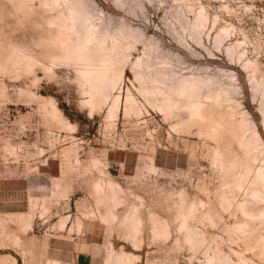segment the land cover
<instances>
[{"label": "rangeland", "instance_id": "rangeland-1", "mask_svg": "<svg viewBox=\"0 0 264 264\" xmlns=\"http://www.w3.org/2000/svg\"><path fill=\"white\" fill-rule=\"evenodd\" d=\"M94 1L111 26L125 23L142 32L165 52L161 55L176 61L173 66L214 73L227 82L234 76L238 110L247 111L264 142V0H140L141 7L123 0L120 10L114 0ZM200 6L209 21L196 43L181 24L183 18L191 23ZM42 11L39 0H0V264H75L71 247L87 240L98 247L97 264H104L111 247L138 255L136 264H207L209 258L264 264L255 242L257 235L264 237V222H254L251 234L234 230L243 220L237 202L253 174L243 176L242 149L222 125L232 119L223 109L227 104L218 108L225 122L212 130L208 121L191 123L185 110L177 112L180 117L162 111L128 68L142 56V43L130 50L123 78L106 101L91 100L74 68L47 61L51 14ZM176 14L186 17L179 22ZM222 26L230 33L218 45L214 37ZM236 41H243L237 51L245 49L240 60L226 53ZM247 58L258 66L252 77L243 64ZM126 93L138 113L124 111ZM118 95V111L110 115ZM210 130L216 131L210 135ZM227 156L236 161L232 169L220 165ZM238 178L245 184L233 188ZM95 184L106 187L105 194L97 193ZM263 204L247 206L258 213ZM106 208L114 220H104ZM129 211L140 215L139 246L123 223ZM158 222L166 232L155 238L152 225L159 229ZM192 232L193 239L202 234L200 243L186 240Z\"/></svg>", "mask_w": 264, "mask_h": 264}, {"label": "bare ground", "instance_id": "bare-ground-1", "mask_svg": "<svg viewBox=\"0 0 264 264\" xmlns=\"http://www.w3.org/2000/svg\"><path fill=\"white\" fill-rule=\"evenodd\" d=\"M114 1L119 10L121 8L125 9L123 0ZM133 1L137 3V6H142L140 0ZM39 2L41 8H43L42 12H44L45 14H51L50 16L48 15V17H46L47 30L45 39L48 46L46 52L47 61H49V63L52 65H57V67H60V64H62L63 67H65V65H69L72 67V69L74 68L73 70H75L76 73L81 77V79L86 83L88 88V96L91 100H95L97 102L106 101L107 97L109 96V92L123 78L130 50H134V46L136 44L142 43L145 48L143 50L144 52L142 56H138L133 62H130V66L128 68L134 74V77L141 83V85L144 86V91L146 94H148V97L153 102L157 103L162 111L167 114H174L177 117H180V114H178L177 112H179L180 110H185L190 122L191 120L193 123L208 121L210 122V124L212 123V126L210 124L208 125V127L211 126L209 127L211 130L217 127L216 122L219 123V126L221 122H225L224 118L226 111L227 117L232 118L231 120H233L234 117L233 129L230 126V122L232 121L230 120V122H228V118L226 119L227 121L222 124L223 127L224 125L225 127L227 126V129L225 130H229L228 133L225 132L222 125L221 127H218L219 130L223 128L224 134L226 133L229 135L230 132V134L234 136V138H232L236 139L239 148L242 149V155L240 158L238 157V161H241L239 165L243 167V176L250 175V172H252L253 174L251 177V181L248 184L246 183L248 185V188H244L246 190H244L245 192H243L244 194L242 200L237 202V208L240 210L243 216V220L234 225V230L242 231L244 233L249 232V234L254 233V231L256 230V225H254V222H264V206L260 208L259 212L257 211L258 213H254L251 210L252 208L250 209V207H248L247 205H259L260 203H264V142L261 140L257 128L255 126H250L252 121L247 117V111L238 110V107L241 104L233 98L234 95L232 96V94H235L234 83L232 82L234 76H229V81L227 82L214 73L211 74L203 70L202 72L198 69H187V71L184 70L183 67L181 68L180 65L178 67L177 63L176 66H173L172 64H174V62L176 61L173 62L171 59L167 58L168 56L166 57L164 56V54L161 55L160 53L164 51L160 52L161 49L159 50L156 42L147 41L148 39H143L142 37H144V35L142 34V32L132 27H128L129 25L125 26V23H120V25H117V27H114L115 25L111 26V23L109 24L110 21H106L101 15L102 13L99 14L101 9L98 7L94 0H39ZM160 2H162V0H160ZM202 6L198 7V12L196 13L195 17H193L194 20L192 19L191 23H188L186 21L187 19L185 20L184 18V22H182V17H186V15H181V17L179 14H176V17L177 15H179V18L177 17V19H179L178 21L185 23L181 24L183 31L188 30L187 32L190 35V38L196 43L200 42V34L207 24L206 21H209ZM189 7H191V5ZM177 11L178 10H176V12ZM229 33V27L222 26L219 32L215 34V43L219 45L222 41L224 42V40H222L223 37L228 36ZM207 34L205 33L204 37H206ZM179 36H177V40L181 38ZM180 40L183 41V39ZM242 42L236 41L231 45L229 44L226 47V53H228L227 56L232 57L234 55V57H238L237 60H240V57H242V55H244L245 53V49H243V51H237V49L241 46ZM184 44L186 45L185 48L188 47L189 43L188 41H186V39L184 41ZM184 44L182 43L181 46ZM244 60H246L245 63L243 62L244 67L249 70L248 75L250 76L252 74L250 76L252 77L253 75H255L254 73L256 72V70H258V66L256 65L257 63L249 60L248 58ZM52 67H50L51 69L47 68V70L52 71ZM126 94L128 95L125 96L124 111L136 113L138 111L136 103L133 102L130 93ZM115 96L112 100L110 115L116 114L120 105L119 95L118 97ZM262 96L264 97V91L262 92ZM145 100H147L146 97ZM224 103L227 104V107L223 108L224 110H226L224 114H222V109L218 110V108L221 106V104L223 105ZM261 113L263 115L264 124V109L261 111ZM215 123L216 127L213 126V124ZM211 130L210 135L213 131H216L213 130L211 132ZM223 130L221 129V132ZM216 133L218 135V131ZM217 135H215L214 133L213 136L217 137ZM216 137L215 139L217 140L219 136L217 138ZM221 137L223 139L224 136ZM222 148L226 147L223 146ZM216 153L218 152L216 151ZM73 155V152H67V156L69 158ZM223 160L224 162L219 164L222 165L224 163L223 165L226 164L225 166L230 169L234 167V163L236 162L232 157L228 158L227 160H225L224 158ZM75 162L78 163L77 160ZM227 173L228 175L229 173L230 175L232 174L228 171ZM244 180L246 179L244 178ZM243 181L238 178L237 184L235 186L233 185L234 187L230 184L229 185L233 188H236L238 185L241 188V183H243ZM98 184H95L96 192L105 194V191H107L106 187H102ZM240 188H237V190H239ZM108 189H110L111 196L113 198L112 201L115 203L117 201L116 193L112 189L111 185H109ZM223 198L225 197L223 196ZM114 203L112 204L111 208H114ZM111 208H106L107 211L105 213V216H103L104 220L106 218H112L113 220L115 219L114 214L111 212ZM23 216L21 217L23 218ZM139 216L140 215H137V212L129 211L123 218V223L128 230L127 235L132 239V242L135 246H139V242L141 239L140 237L137 238L138 234L140 233L139 227L142 224L140 223L141 220ZM154 220L156 222L158 221L157 219ZM63 221L64 220H62L61 222L62 226L64 224ZM161 222L163 221L161 220ZM159 223L160 222H158V224ZM154 224L155 223H153V225L151 224L153 226L152 232L154 236H160L166 232V225L160 227V225H162L160 223L158 229V226L156 227L154 226ZM163 224H165V221ZM195 235H197L195 232H192L190 235L187 233L186 240L190 241L191 244L200 243L202 241V234L198 235L196 239H193V236ZM255 242L258 246V249L261 248L260 250L263 252L262 254H264V237L261 235H257V237L255 238ZM138 257V255L127 252L123 248L117 251L113 247H111L105 256L104 264H136L135 260L138 259ZM216 262H224L226 264V262L221 258L218 260L209 258L207 260V264H214Z\"/></svg>", "mask_w": 264, "mask_h": 264}, {"label": "crops", "instance_id": "crops-1", "mask_svg": "<svg viewBox=\"0 0 264 264\" xmlns=\"http://www.w3.org/2000/svg\"><path fill=\"white\" fill-rule=\"evenodd\" d=\"M94 245L89 240L74 243L71 247V254L75 264H97L99 250Z\"/></svg>", "mask_w": 264, "mask_h": 264}]
</instances>
